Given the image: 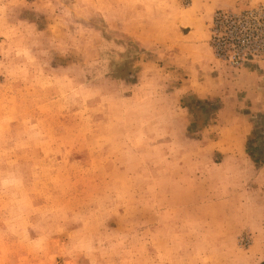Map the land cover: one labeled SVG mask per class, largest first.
Here are the masks:
<instances>
[{
    "label": "rangeland",
    "instance_id": "374dc122",
    "mask_svg": "<svg viewBox=\"0 0 264 264\" xmlns=\"http://www.w3.org/2000/svg\"><path fill=\"white\" fill-rule=\"evenodd\" d=\"M248 11L264 23V0H0V264H261L264 90L233 79L264 43L217 40ZM186 33L210 93L185 85Z\"/></svg>",
    "mask_w": 264,
    "mask_h": 264
},
{
    "label": "crops",
    "instance_id": "0c3cea01",
    "mask_svg": "<svg viewBox=\"0 0 264 264\" xmlns=\"http://www.w3.org/2000/svg\"><path fill=\"white\" fill-rule=\"evenodd\" d=\"M183 37L184 38L182 39L185 40L183 41V44L181 46L185 50L184 71L186 72L188 71V69L190 70V73L188 74L190 78L185 80V85L186 84L187 86L189 85L188 87L192 91L201 92V93L212 92L210 88L213 86L211 85L210 81L213 80L212 77H214L215 74L213 73V69L210 66V62L214 61L212 59V56L209 54L208 60H206L204 63L205 65H203V60H199L197 57L198 55H200L199 53L200 50L198 49L203 48L205 43L201 44L195 42L196 40H194V42L192 40H189L190 39L189 33H186L185 35H183ZM142 43L146 45L144 42ZM202 54L205 55L204 53ZM263 72H264V68H263ZM263 72H260L258 69L242 70L238 75H236L235 79H233L234 80L233 84L235 87H239V88L245 87V89L246 90L248 89L249 91L253 89V94H255L256 91L258 90H264ZM217 75L221 76V74H217ZM242 76H247L249 78L248 82L247 81L243 82L241 80ZM193 77H195L196 79H193ZM200 78H202V80ZM215 87H221V86L216 85ZM249 91L248 94L250 95L251 92ZM220 92L224 93L223 90H217L216 94L220 96L219 94Z\"/></svg>",
    "mask_w": 264,
    "mask_h": 264
},
{
    "label": "built area",
    "instance_id": "2783aa9c",
    "mask_svg": "<svg viewBox=\"0 0 264 264\" xmlns=\"http://www.w3.org/2000/svg\"><path fill=\"white\" fill-rule=\"evenodd\" d=\"M219 22L224 28L219 30L217 40L219 44H223L231 48L235 61L241 60L243 54L238 53L242 47L246 46L250 58L252 55L262 53L261 44L264 43V23L262 24L261 16L251 15V11L244 15H236L230 13H222L219 17ZM254 43V46L251 45ZM246 49L244 52H246ZM218 50V49H217ZM243 52V53H244Z\"/></svg>",
    "mask_w": 264,
    "mask_h": 264
},
{
    "label": "trees",
    "instance_id": "16d2710c",
    "mask_svg": "<svg viewBox=\"0 0 264 264\" xmlns=\"http://www.w3.org/2000/svg\"><path fill=\"white\" fill-rule=\"evenodd\" d=\"M254 161H256V160H254ZM261 264H264V260L261 262Z\"/></svg>",
    "mask_w": 264,
    "mask_h": 264
}]
</instances>
